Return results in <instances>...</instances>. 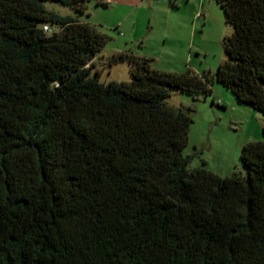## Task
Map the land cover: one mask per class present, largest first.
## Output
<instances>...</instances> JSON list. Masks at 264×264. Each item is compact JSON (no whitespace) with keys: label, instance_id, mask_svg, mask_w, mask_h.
Masks as SVG:
<instances>
[{"label":"trees","instance_id":"1","mask_svg":"<svg viewBox=\"0 0 264 264\" xmlns=\"http://www.w3.org/2000/svg\"><path fill=\"white\" fill-rule=\"evenodd\" d=\"M44 1L88 2L0 0V264H264V0H214L231 33L213 75L124 51L130 81L107 84L106 37ZM213 82L263 117L243 176L189 170L191 120L166 106Z\"/></svg>","mask_w":264,"mask_h":264},{"label":"rangeland","instance_id":"2","mask_svg":"<svg viewBox=\"0 0 264 264\" xmlns=\"http://www.w3.org/2000/svg\"><path fill=\"white\" fill-rule=\"evenodd\" d=\"M42 4L60 16L93 25L106 37L105 47L93 59L102 84L130 81L129 65L112 62L124 51L171 74L213 75L226 59L223 40L231 28L214 0H88L82 14L54 2ZM210 88L206 96L174 91L166 100L167 107L191 120L182 154L190 157L189 170L201 168L221 178L243 176L241 149L262 139L263 117L236 102L220 84L213 82Z\"/></svg>","mask_w":264,"mask_h":264}]
</instances>
